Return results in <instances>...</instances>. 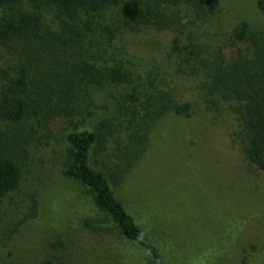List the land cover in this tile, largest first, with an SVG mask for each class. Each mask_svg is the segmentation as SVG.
<instances>
[{
  "label": "rangeland",
  "instance_id": "rangeland-1",
  "mask_svg": "<svg viewBox=\"0 0 264 264\" xmlns=\"http://www.w3.org/2000/svg\"><path fill=\"white\" fill-rule=\"evenodd\" d=\"M217 7L181 35L154 31L126 0L70 23L79 28L90 20L92 28L64 58L75 68L71 77L82 95L72 118L76 131H94L133 86L167 91L192 106L189 117L168 113L156 121L140 158L111 186L166 264H264V172L245 159L237 105L205 99L195 62L217 53L230 57L242 48L233 44L241 26L264 32V0H218ZM16 9L39 12L51 31L67 23L56 9L26 4ZM6 13L0 11V17ZM176 40L191 45L187 51L194 55L174 51ZM22 45L0 47V91L21 62L33 78L43 72L34 57L23 55ZM113 70L126 72L130 82L110 83ZM71 131L72 123L50 106L17 127L0 121V139L9 136L17 143L21 173L19 190L0 200V264H153L107 223L86 187L62 175ZM32 196L38 200L36 219L13 233Z\"/></svg>",
  "mask_w": 264,
  "mask_h": 264
},
{
  "label": "trees",
  "instance_id": "trees-1",
  "mask_svg": "<svg viewBox=\"0 0 264 264\" xmlns=\"http://www.w3.org/2000/svg\"><path fill=\"white\" fill-rule=\"evenodd\" d=\"M133 13L154 31L181 35L189 27L207 20L218 10V0H126ZM114 0H0V47L23 43L25 57H34L44 66L33 78L25 62L18 64L16 74L0 91V121L17 127L39 109L50 106L53 113L67 118L75 131L67 136V149L62 175L86 187L92 193L94 206L107 223L129 243L146 253L153 264H166L157 246L148 240L133 217L124 209L112 191L142 155L152 125L168 113L189 117L192 106L173 94L156 89L131 87L113 103L110 116L96 124L94 131H76L73 124L82 107L78 82L71 74L75 68L64 59L80 47L92 31L88 20L78 28L81 14H98L107 10ZM22 4L33 8L56 9L67 21L61 31L44 27L37 11L16 9ZM236 47L230 57L217 53L210 58H195L201 72L200 88L208 101L235 103L245 132L243 154L248 164L264 172V32L241 26L235 33ZM189 46L175 41L174 51ZM50 60L48 61L47 59ZM63 58V59H62ZM27 61V60H26ZM110 83H129L126 72L113 70ZM52 98L56 102H52ZM19 132H15V137ZM114 147L108 148V144ZM16 141L9 136L0 139V200L19 190L20 167L15 160ZM19 143L18 148L22 149ZM98 166L100 169H96ZM30 207L14 225L13 233L25 223L36 219L38 200L30 199ZM41 264H66L46 260Z\"/></svg>",
  "mask_w": 264,
  "mask_h": 264
}]
</instances>
